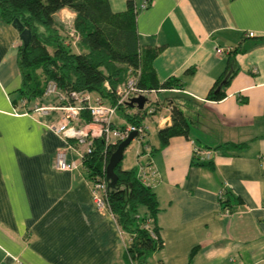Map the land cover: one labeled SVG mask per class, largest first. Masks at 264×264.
<instances>
[{
  "label": "crops",
  "instance_id": "0c3cea01",
  "mask_svg": "<svg viewBox=\"0 0 264 264\" xmlns=\"http://www.w3.org/2000/svg\"><path fill=\"white\" fill-rule=\"evenodd\" d=\"M127 1L109 5L124 12ZM143 1L133 0L139 45L160 48L152 62L160 84L170 78L182 84L181 91L149 96L159 108L141 118L146 133L137 140L136 163L121 161L122 170L137 174L147 165L157 175L151 191L163 247L152 254L156 264H264V0H151L141 10ZM56 17L75 15L63 9ZM20 44L18 32L0 21V264H125L130 238L111 214L95 210L76 151L67 149L65 158L76 169L53 168L65 143L50 127L63 124V112L53 110V97H22ZM218 82L225 97L207 100ZM174 96L186 100L177 102L190 120L188 136L158 149L157 131L171 125ZM35 107L51 110L45 115ZM117 111L112 124L125 127L126 115L138 110L122 108L121 117ZM195 149L211 153L205 165ZM222 190L233 199L227 217Z\"/></svg>",
  "mask_w": 264,
  "mask_h": 264
},
{
  "label": "trees",
  "instance_id": "16d2710c",
  "mask_svg": "<svg viewBox=\"0 0 264 264\" xmlns=\"http://www.w3.org/2000/svg\"><path fill=\"white\" fill-rule=\"evenodd\" d=\"M150 4L151 0H148L147 7ZM63 9L75 15L72 22L79 36L75 48L68 44L66 25L56 17ZM136 15L133 0L127 1L124 12H113L109 0H0V21L11 26L19 24L26 32V45L21 42L18 50L19 92L22 97L32 99L43 95L47 83L54 81L58 89L68 96L75 92L93 93L114 105L116 98L106 90L105 83L115 90L137 71H140L137 84L140 90L148 93L181 91L179 79L170 78L162 84L158 82L152 62L160 48H142L139 45ZM233 73L235 71L226 78L224 86L230 83ZM219 84L209 92L207 100L221 101L225 97L223 88L216 91ZM143 97L147 98L143 109L134 115H126L130 125L140 126L144 115H152L147 113L149 109L159 108L158 103L151 101L148 95ZM170 99L173 102L169 106L171 125L157 131L158 149L167 146L172 137H187L190 128V120L177 102L178 99L185 102V98L174 96ZM70 103L74 104L73 101ZM83 108L78 125L90 121L86 105ZM122 108L127 109L128 105L117 107L118 110ZM116 147L112 146L107 158H104L102 141H94L91 154L85 155L82 160L90 183L104 176V166ZM221 147L240 148L241 145L224 144ZM144 154L145 150L141 149L138 157ZM204 162L199 161L198 164L205 165ZM114 172L117 180L115 186L109 188L107 202L119 230L130 238L125 249V264H145L149 256L163 247L159 228L155 224L159 211L156 196L151 186H144L137 178L136 169L122 170L120 163ZM232 202L230 193L224 190L223 198L219 200L221 210H230ZM146 224L150 232L145 228ZM194 253L195 249L190 257Z\"/></svg>",
  "mask_w": 264,
  "mask_h": 264
},
{
  "label": "built area",
  "instance_id": "2783aa9c",
  "mask_svg": "<svg viewBox=\"0 0 264 264\" xmlns=\"http://www.w3.org/2000/svg\"><path fill=\"white\" fill-rule=\"evenodd\" d=\"M148 0H144L141 5V10L147 7ZM68 30V44L69 46L75 48L79 40L78 34L75 32L73 27V22L71 19L65 17L61 19ZM219 49L217 53H221ZM140 71L131 76L126 82L122 83L115 90H112L108 83H105V88L107 91L114 94L116 101L114 105H105L100 98L94 100L91 99L89 93H70L69 96L61 92L54 81H49L43 92V97L45 98H55L56 106L53 110H59L63 112V124L58 127H50L53 132L58 135L61 140L64 141L65 147L58 148L55 153L54 158V169L57 171H71L77 168L75 163H66V150L71 149L76 151L80 156V160L84 159L85 155L91 154L93 143L95 140H101L104 145L103 156L107 158L108 150H111L112 146H117L121 141L126 139L131 132L136 133V140H142L145 136V127L137 125H128L124 128H116L112 125L113 117L115 116L117 107L130 102L132 98L139 96L148 95L155 93L146 92L140 90L137 86L138 77ZM173 92H178V90H171ZM73 101L74 104H71ZM22 107L26 106V100L21 103ZM83 105H86L88 110L90 121L83 125L79 124V116L81 111L84 109ZM51 110L48 108H34V111L48 114ZM155 110L153 108L147 111L148 114H152ZM194 155L199 157V161L209 160L211 158V153L207 150L195 149ZM105 163V162H104ZM107 166V165H106ZM104 166V176L97 179L95 182L90 183L91 199L95 210L101 214L106 213L111 214L108 208L107 194L109 191L108 182L105 179ZM157 175L155 170L151 166L140 165L137 168V178L141 181L144 186H151L155 181ZM223 191L219 192L218 199L222 200ZM231 214L230 210L225 208L222 210L223 216H229ZM145 228L149 230V226L146 224ZM121 232V231H120ZM151 235L155 238L154 233ZM17 261V264H23Z\"/></svg>",
  "mask_w": 264,
  "mask_h": 264
},
{
  "label": "water",
  "instance_id": "95a60500",
  "mask_svg": "<svg viewBox=\"0 0 264 264\" xmlns=\"http://www.w3.org/2000/svg\"><path fill=\"white\" fill-rule=\"evenodd\" d=\"M12 27L19 32V39L22 42V45H26V36L25 31H22V27L19 24L13 23ZM219 90V89H218ZM217 90V91H218ZM147 102V98L143 96H139L136 98H132L130 102L127 103L128 107L136 108L137 110H142L145 103ZM136 138V133L131 132L126 139L121 141L114 151H112L108 164L105 170V179L108 182V188H113L115 186L117 176L115 174V168L121 163L124 156V151L130 145V143Z\"/></svg>",
  "mask_w": 264,
  "mask_h": 264
},
{
  "label": "rangeland",
  "instance_id": "374dc122",
  "mask_svg": "<svg viewBox=\"0 0 264 264\" xmlns=\"http://www.w3.org/2000/svg\"><path fill=\"white\" fill-rule=\"evenodd\" d=\"M65 18V17H64ZM62 19V18H61ZM89 96L94 99L96 95H94L93 93H89ZM161 98H163V96H161ZM164 99V98H163ZM117 117H121V109L119 111H117ZM114 122L116 124H120V121L116 118L114 119ZM137 140H133L130 145L128 146L127 148V152H125L124 154V157H125V160L123 162V167H126V165L128 164H133V163H136V154H135V151L137 149ZM76 156H77V161L80 162V156L75 153ZM123 161V160H122ZM145 264H156V260L154 259V256L151 255L149 256L147 259H146V263Z\"/></svg>",
  "mask_w": 264,
  "mask_h": 264
}]
</instances>
